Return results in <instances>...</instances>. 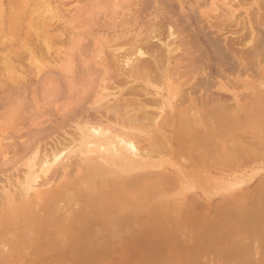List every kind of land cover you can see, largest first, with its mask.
<instances>
[{"label": "rangeland", "instance_id": "obj_1", "mask_svg": "<svg viewBox=\"0 0 264 264\" xmlns=\"http://www.w3.org/2000/svg\"><path fill=\"white\" fill-rule=\"evenodd\" d=\"M161 1L164 2L162 3ZM172 1L173 0H0V127H2L0 128V202L1 200L3 202V205H1L2 202L0 203V206H2L0 208H3L5 205L6 207H8L7 204H9L10 202H7V200L10 197L13 202L15 201L14 199H16L15 196H17V199L21 198L16 203L14 202V205L16 204L17 206H20L18 204H20L21 200L23 202L24 196L29 198L28 201L33 200L34 198L32 195L35 194L34 192L38 191V194L41 193L39 196L45 197L50 194V191L55 192L51 189H56V186L60 183H63L62 181H65V179L59 176H54V168L55 170L59 171L58 174H61L60 168H63L64 166L69 164L68 162H65L66 160H70L71 163V160L76 157L75 161L77 163V160H82L86 155H92V157L94 158L98 157V154L104 155L105 150H98L99 147L93 144L87 146L83 142H81L76 127L81 126L82 123V126H85L86 121L88 124V121L90 122L92 116H94V120L98 118L97 120L101 121L99 118L102 119V114H105L106 111L105 108L103 109L102 107H108V105L111 107L114 105L113 103H115V105H118L119 101V106L122 105L123 108L125 107V104L123 105V103L125 102L127 104L126 106L131 107L132 105L134 108H136L138 107L137 104L139 105L142 100L140 105L145 106V110H147L148 113L153 112L154 116L158 115V119L159 117H162V119L163 117H168V114L170 112H168V110H170L169 106L172 103L175 110L180 109V111H182L181 116L185 119L189 120L188 117H192V113L197 112L195 114L196 116L199 115L197 116V118H195L196 116L194 117V115V118L192 117L193 120L190 118L193 123L195 122L194 125L196 131L200 129L199 126L201 127L202 124L206 122L210 129L214 128L213 132L216 135L217 140L222 142L221 144H219L221 145L220 150L223 146H227V149L229 147L228 150H225L226 152L224 151L225 153H227V157H225L226 154H220L223 155L222 159H225L221 160L220 157L216 159L215 156L217 154L214 153L215 156L213 155L214 158H211L210 161L212 159L216 160L211 161L216 165L214 164L215 166H213V163H211L212 166L210 165L209 167L208 164L210 163V161L208 164H205V166L207 165L209 167V170L207 172L210 175V179L208 180H200V178H204L202 175L204 173L203 169L205 166L202 168V166L199 165L198 167H196V171L195 167H192L188 164V154L186 152L175 154V156H169L170 154L163 153L164 155L161 154L159 156L158 154H156L151 158L149 157L148 159L152 161V164H156V169L161 170L163 168L162 170L165 169L172 173L173 175L171 174V176L176 175L175 177H173V185L169 188L167 187L164 189L160 186L159 182L150 183V181L155 180L152 179V177L143 179V183H141L144 187L142 186V184L140 186V181H138L139 179L136 180L138 181V183L133 181V185L137 184L140 186L138 187L139 189L141 188L140 192L138 191V189H136L137 187L135 186V189L137 191L134 193L135 189L133 191V185L132 183H130L126 186L127 189L125 187V189L127 190V196H129V202H121V193H117V208L109 205L106 206L104 205V203L100 204L99 202V206L97 205L99 208L97 207V210L96 208H94L95 211L94 209L92 211V213L96 214L99 219L96 218V222H93L92 219V223L91 220H86L84 218L85 222L84 219L82 220L84 224H86L87 221H90L92 223H90L91 226L87 224L89 229H87V225L86 227H84L85 225L82 224L79 220L80 223L78 222L77 227L81 229L83 233L77 228L81 234L79 232H76L78 233L77 235L76 233L74 234L72 232L71 235L74 234L73 237L70 235V232L66 235V237L63 236L62 238L61 236L58 238V236L56 235L57 239H54L55 234L49 233L47 235H44L45 239H43L41 233L44 229L42 231H39V234L37 231L40 229L38 227L39 222L37 220V218L40 216L36 215L37 213L35 212V210L31 208V211L30 208H28L29 210L24 208L23 211H18L21 212V214L18 213V216H22L19 222L20 225L18 227H14L13 229L12 226L10 227L6 221L2 225L4 229L0 230V232L5 233H0V243L2 244V246H0V253H3V256H0V259H2L0 260V264H264V224L259 225L261 223H264V206L262 205L264 204V0H236L238 3L235 0ZM85 2L88 5L86 7L84 6L86 5ZM98 4L100 5V9ZM92 5L94 8L92 7ZM89 6L90 8H88ZM91 8L94 12L91 10ZM90 10L92 13L90 12ZM99 10H102V14H99L101 13ZM72 14L75 15V17H73ZM94 14L96 17H94ZM97 14L100 16L98 17ZM91 15L92 18H90ZM107 16L108 19L110 17L109 20L107 19ZM71 17L74 21L71 19ZM117 19H119V22ZM109 21L113 24L114 28L110 27L109 29V26H106L108 25V23L111 24ZM120 22L122 25H120ZM38 24L40 26H38ZM124 26L128 27L125 28ZM151 26L155 27V29L157 28L158 30H156V32H159L160 35L162 34L160 36L161 44L159 42L156 43V41H153V38L150 39ZM167 26H170V31H172L173 29L174 32L172 31V35H175L176 37L172 38V36L168 33L169 27ZM88 27L90 28L88 29ZM178 27L181 29H178ZM42 28L44 29V31L42 30ZM255 28H258L259 30H256ZM103 29H105L106 31H103ZM116 30L118 31V33ZM184 37L186 38V41ZM164 41L165 45L166 42H170L168 43L169 45L167 44L166 46L167 49L166 47H163L165 49V52L163 48V50H159L161 48L158 47L159 44V46L161 47L165 46L163 44ZM172 41L174 43H172ZM147 44L149 45V47H147ZM172 44L174 46H170ZM175 44L177 46H175ZM168 46H170V49L175 48L174 50L177 52L170 50ZM155 49L158 51H156ZM168 49L170 50L169 52ZM149 51L154 52L157 55L159 51L162 53L164 52L163 55H165V53L169 54L171 51H173L172 53L174 55H172V53L169 55L167 54V58L169 57L170 59L168 60L166 58V55L165 58L163 55H161L162 53H160L159 55H161L163 58L152 53V58L156 57V59L154 58V60H156L155 63H158L160 59L161 61L162 59L167 61H162V64L158 63L160 66H163L164 62L165 65L164 67H162V70L161 68H157L158 70H161V73L157 71L158 75L159 73L161 75L159 76V79L156 78V73H154L156 71H150V73L154 74H151L153 78L151 76L152 79L149 78L145 81V75L150 70L148 68L152 67L145 68L146 66L144 67L141 65L139 67L138 64L137 65L139 68L137 74H139V72H141L142 74V70L140 71L141 67L142 69L144 67V70L147 71L145 72L143 70L146 74L144 72V75L139 74V76L143 77H139L136 74L133 75L134 77L129 76L128 74L131 73L130 69H132L133 67H137V60L139 62L143 58L142 61H146L145 57H147L148 60V57H150V55L147 53H150ZM137 55L139 58L137 57ZM186 57L188 58L186 59ZM134 58H137V60L135 59L136 63H134ZM152 58L150 57L149 60H151ZM171 58L174 62L171 60ZM131 59L133 60V62ZM125 60L130 61L131 65L129 66H132L133 64L136 66L133 65L132 68H130L128 65H126L127 63H129V61L125 62ZM115 61H118V63H116ZM191 61L193 65L191 64ZM195 61L199 64H195ZM172 62L174 64H172ZM149 63H147V66L155 64L153 62L152 64ZM157 63L155 67H157ZM195 66L198 67L196 68ZM68 67L71 69H69ZM127 67L129 70L126 69ZM167 67L170 69H168ZM176 67L178 69L180 67V71L177 69V72L179 73L174 71L176 70ZM118 69L120 70L117 71ZM157 69L155 68V70ZM125 70H128L130 73L128 72L127 74V72H124ZM172 71L173 73L175 72V75H173ZM194 71L197 72L195 73ZM184 72L188 74L185 76ZM180 73H183V78ZM199 76L202 77L200 78ZM154 78L157 81H153ZM150 80L153 81V83ZM191 83L192 85L194 83V86H191ZM123 84H125L126 87H123L125 86ZM193 87H196V89H194ZM190 88H192L191 92ZM180 89L181 91H179ZM109 92L112 93H110L109 95ZM113 92H115V94ZM179 92H184L185 94L181 93L182 97H180L181 94ZM204 92L206 94L213 92L215 93L214 95H217L219 93L218 96L222 93L221 96L225 98L226 101L221 97V101L219 103L220 106L218 107L220 108L222 106L220 111L218 110V108L215 109L218 106L217 102H211L210 106H208L207 104H205L206 106L199 105L196 100H198L200 96L205 95ZM118 96L119 98H117ZM197 96L199 97L196 98ZM193 98L195 101L193 100ZM154 100H156L157 103H153ZM222 100L225 102V105H223V103L221 104V102H223ZM76 101H79V103H75L74 105V102ZM129 101H133L134 104H132L131 102V105H128V103H130ZM190 101L192 103L197 102V105L199 106L195 108L194 104H190ZM71 102H73V106L71 105ZM106 103L108 104L105 106ZM102 104H104V106ZM157 104L158 106L156 107L155 105ZM97 106H99L103 110H99V112L97 113L96 111H98L99 108H97ZM94 107L97 108L96 111ZM187 107L191 110H187ZM206 107H213V111L212 109L208 108V111H211L208 112ZM92 108H94V111H92ZM114 108H116V106ZM13 110L15 112H12ZM203 110H206V112H203V117L205 116L204 119L201 115L202 112H200ZM224 112H227L226 115L223 114ZM12 113L14 114V116H12ZM94 113L99 114V116L96 115L97 117H95ZM108 113L109 112L106 111L107 116L103 114L105 117L103 116L101 123L105 122L106 118H110V114L108 116ZM186 113L187 115H185ZM204 113H206V115H204ZM7 114L9 116H7ZM220 115L221 117H219ZM222 117L224 120L222 119ZM94 120L92 119L91 121ZM190 120L189 122H191ZM148 125L152 126L149 124V122ZM164 128H167L165 134H169L170 127H163V131ZM220 133L222 134V136ZM61 139L62 141L60 142ZM70 139H73V141ZM168 139L170 138L168 137ZM233 142L234 144H236H232ZM64 144L67 146V148ZM87 148L91 149V151L93 152L90 154L85 153V149ZM69 150L70 152H68ZM196 151V156L202 155L201 151L197 149ZM54 154L57 156V158ZM49 155L52 156L50 157ZM53 155L56 160L53 159ZM234 156L237 157V159ZM139 158L146 157L141 156ZM218 159H220L219 162ZM44 161H46L45 163L49 164L45 165ZM62 161L65 164H63ZM5 163H7L8 165H6ZM43 164L44 166H42ZM38 165L45 168L46 166H48V169L46 168V171L48 172H44L45 174H43V171L45 169L39 167ZM50 167L53 170V172H51L53 174H51V178L48 177L50 176ZM187 169L188 171L194 170L195 173L197 172L196 174L193 172V174H195L194 177L197 176L196 179L190 178L193 177V175H190L191 173H189ZM199 169L201 171L200 173L198 172ZM29 171L31 172V174L32 171H34V173L31 175ZM73 172L74 173H72V175L75 177L77 171ZM29 174L31 177L29 176ZM177 174H180L179 180H176V177L178 176ZM205 174L206 172L204 173V175ZM42 175H47V179L50 180H47L46 178V180H44L42 178ZM72 175L70 176V179L73 180L74 177ZM35 176L37 178H35ZM38 176H40L42 180L40 178L38 179ZM27 186L29 187V189L27 191V195H25L26 193L24 192L26 191L24 190L28 188ZM22 188L24 189L22 190ZM119 189L122 191L123 188L120 187ZM154 189H156L155 191L157 192H155ZM3 190H8V199V196L6 194L4 195ZM150 190H152V192ZM148 191L150 192V194ZM189 193L191 195L195 194L200 199H198V201L202 203V207L199 206V209H189L190 204L192 205L193 203H188L187 198H184L185 196L189 197ZM261 196H263V198H261ZM136 197H138V199ZM86 198L83 200L82 204H84ZM130 198H132L133 200ZM82 199L83 197L80 199L81 201H79L82 202ZM34 200L33 202H35ZM183 201L189 204V206L186 207L187 204H184ZM64 203L63 201H60L57 204V209H52L54 205L51 204L48 207L49 210L47 211V213H45L46 219L50 220L43 221L46 223V226L49 227L48 230H50V232H55L57 228L61 226V224L58 222L60 220L57 219V216L58 218H61L62 215H67L68 218V216L70 215V218L73 213L75 214L77 211L75 207H78L75 203H71L70 205L69 203ZM172 205L174 209L177 208L179 211L181 210V212H188L192 217L193 215L196 216L193 219L197 221V219L199 218L198 221L193 222V219L191 217L188 218L189 221L191 220L194 223V226H191V224H193L192 222H187L189 224L186 223V226H184L186 227L184 228L185 232L182 229L183 233L180 229L176 233L174 232V230L172 231L168 228L166 231L164 230V228H154V230L153 228H148V226L156 225V223L158 225H164V223H166L164 225L165 227L169 224L174 223L175 221L173 222L172 219H170L169 221L166 219L164 220V218L167 216H163V218L162 215L160 216L159 214H157L160 213V211L162 212L164 207ZM239 205H241L242 207ZM251 205L254 208H252ZM259 205L260 207H262L260 208ZM104 206L106 207V209L108 208V210H106ZM6 207L3 208L4 212L8 210V208ZM62 207H64V209H62ZM182 207H184V209ZM244 207H246V209ZM159 208L160 211H158ZM227 208L229 209L228 211ZM231 208L233 210L232 213L230 212ZM256 208L262 209V214L261 211ZM74 209L76 211H74ZM187 209L189 211H195V214L193 212H189ZM116 210L121 213H118V211ZM63 212H66V214ZM252 212L253 214H251ZM57 213L60 214V217ZM67 213H69V215ZM223 213H227L228 215L225 214V217L228 216V218H224ZM8 214L12 215V213ZM108 214H110V216ZM156 214L159 215L158 217H160V219L161 217L163 218L162 221L157 222L159 218ZM155 215L157 219L155 218ZM126 216H128V219ZM54 217H56V219ZM257 217L260 218L257 219ZM67 218L65 217L66 222H71L69 218L67 221ZM79 218L81 219L82 217ZM104 218V221L100 220ZM120 218L121 221L124 219L122 223L119 221ZM126 219L128 222L125 221ZM233 220L235 221L232 222ZM249 220L251 221L249 222ZM255 220H261V222H256ZM43 221L40 220V223H43ZM53 221H55L56 223L58 222L59 225H57ZM116 221L117 223L115 224L114 222ZM26 222L29 223V226L27 225L28 227H25L26 225H24L26 224ZM63 222H65V220H62V223ZM66 222L64 223V225L67 224ZM98 222L102 227L98 225ZM52 223L56 224V229L52 228L54 226V224ZM75 223L77 222L75 221ZM95 223H97V226L95 225ZM118 223L120 226L118 225L116 226V228L115 225H117ZM251 223L253 224L251 225ZM21 224L23 225V227ZM49 224L52 226L50 227ZM70 224H68L70 225V227H74L73 222H71ZM122 224L125 226H122ZM181 224L183 223L181 222ZM241 224H243L242 226L246 225V228H244L245 226L242 227ZM76 225L77 224H75V226ZM94 226L97 227L95 228L96 232L93 228ZM238 226L243 229H240ZM37 227L39 229H37ZM64 227L66 228V226ZM90 227H92L93 229H90ZM259 227L262 228V232H260ZM15 228L17 229V231L15 230ZM22 228H25V231L22 230ZM104 228L108 230H104ZM206 228L207 230H205ZM70 229H73L75 231V227ZM218 229H221L222 231ZM68 230L69 228L67 229V233L69 232ZM84 230L86 231L84 232ZM92 230H94V232ZM204 230L205 232H203ZM223 230L226 231L224 232ZM220 231L222 232V234L220 233ZM255 231L256 233H254ZM12 232L14 233V239L17 240L18 243L13 246V248H9L8 244L12 243V240L10 241V239L13 238L11 236L13 235ZM92 232L95 234H92ZM233 232L234 234L241 233L240 235L237 234L239 238L237 235L234 236V238L236 237L240 240L239 243L241 242V245H238L240 246L238 247L240 250L237 248V244H239L237 243L238 240H236V238L231 239L233 236L229 237V233H232L233 235ZM180 233L182 234V236H180ZM219 233L221 236L218 235ZM244 233H246V235ZM5 235H7V237ZM82 235L86 238H83ZM184 235H186V237H184ZM191 236L193 237L191 238ZM177 237H179L180 239ZM187 237L189 238V240ZM197 237H199V239ZM224 237L226 240H224ZM242 237H244L245 239ZM19 238L23 240H20ZM206 238L210 239L207 241L209 242V247L206 246ZM55 240H57L56 244ZM181 240L182 244L181 242H179ZM211 240H213V242H210ZM20 241L22 243V246L24 247L21 246V243H19ZM51 241L53 242V244H50ZM200 241H204V243ZM245 241L247 243H245ZM259 241L262 243V245H260ZM3 242L5 246H8V248L5 246V248L3 247ZM43 242H47L49 244L46 245L47 243ZM234 242H236V245ZM251 242H253V244ZM196 243L199 244L197 245ZM212 244L216 245H213V250L215 249L214 251L211 248ZM50 245H52L51 248ZM98 246L100 249L98 248ZM189 246L192 248H190ZM206 247L207 252L205 253L204 251L206 250ZM53 248L55 249L53 250ZM201 248L203 251H201ZM208 248H211V252H208ZM47 251H49L50 253ZM91 251L93 253V256ZM228 251L230 252V254ZM78 252H80V255L83 256H78ZM4 253H6L5 255L7 259L6 257L4 258ZM8 254L9 256H7ZM227 254L228 256H225ZM90 256H92V258ZM230 257H232L233 259Z\"/></svg>", "mask_w": 264, "mask_h": 264}, {"label": "bare ground", "instance_id": "obj_2", "mask_svg": "<svg viewBox=\"0 0 264 264\" xmlns=\"http://www.w3.org/2000/svg\"><path fill=\"white\" fill-rule=\"evenodd\" d=\"M23 1V0H22ZM87 1V0H86ZM147 1V0H146ZM174 1V0H173ZM172 1V2H173ZM184 1V0H183ZM236 1V0H235ZM101 2H103V1H101ZM162 2V1H161ZM164 2V1H163ZM162 2V3H163ZM237 2V1H236ZM240 2V1H239ZM86 3V2H85ZM238 3V2H237ZM242 3V2H241ZM89 4V3H88ZM184 4V3H183ZM173 5V4H172ZM239 5V4H238ZM85 7L86 6H88L87 5V3H86V5H84ZM95 6V5H94ZM98 6H99V9H100V5L98 4ZM168 6V5H167ZM22 7H25V6H22ZM92 7H93V5H92ZM152 7V6H151ZM169 7V6H168ZM88 8H90V6L88 7ZM94 8V7H93ZM101 8H103V7H101ZM83 9V8H82ZM104 9V8H103ZM85 10H86V8H85ZM88 10V9H87ZM91 10H92V8H91ZM91 10H90V12H91ZM104 10H106V9H104ZM152 10V9H151ZM28 11V10H27ZM82 11V10H81ZM84 11V10H83ZM89 11V10H88ZM93 11V10H92ZM100 11V10H99ZM102 11V10H101ZM100 11V12H101ZM150 11V10H149ZM160 11H161V9H160ZM258 11V10H257ZM94 12V11H93ZM105 12V11H104ZM154 12V11H153ZM157 12V11H156ZM166 12V11H165ZM259 12V11H258ZM28 13V12H27ZM85 13V12H84ZM87 13V12H86ZM92 13V12H91ZM97 13V12H96ZM148 13V12H147ZM261 13H262V11H261ZM24 14V13H23ZM75 14V13H74ZM77 14V13H76ZM99 14H102V12L101 13H99ZM104 14V13H103ZM114 14V13H113ZM134 14H135V12H134ZM133 14V15H134ZM158 14V13H157ZM260 14V13H259ZM81 15V14H80ZM85 15V14H84ZM263 15V14H262ZM72 16L73 17H75V15H73L72 14ZM97 16L99 17L100 15H98L97 14ZM20 17V16H19ZM24 17V16H23ZM27 17V16H26ZM39 17V16H38ZM78 17V16H77ZM80 17V16H79ZM88 17V16H87ZM90 17V16H89ZM94 17H96L95 16V14H94ZM131 17V16H130ZM161 17V16H160ZM259 17V16H258ZM264 17V16H263ZM262 17V18H263ZM25 18V17H24ZM23 18V19H24ZM90 18H92V15H91V17ZM136 18V17H135ZM255 18H256V15H255ZM21 19V18H20ZM52 19V18H51ZM71 19H72V17H71ZM107 19H108V16H107ZM109 19H110V17H109ZM108 19V20H109ZM116 19V18H115ZM114 19V20H115ZM133 19V18H132ZM131 19V20H132ZM161 19V18H160ZM258 19V18H257ZM19 20V19H18ZM36 20V19H35ZM73 20V19H72ZM92 20V19H91ZM118 20V22H119V19H117ZM134 20V19H133ZM139 20V19H138ZM152 20V19H151ZM166 20V19H165ZM169 20V19H168ZM194 20V19H193ZM253 20V19H252ZM259 20V19H258ZM261 20V19H260ZM25 21V20H24ZM27 21V20H26ZM74 21V20H73ZM88 21V20H87ZM121 21V20H120ZM122 21H123V19H122ZM125 21V20H124ZM127 21V20H126ZM170 21V20H169ZM255 21H257V20H255ZM264 21V20H263ZM36 22V21H35ZM38 22V21H37ZM49 22V21H48ZM48 22H47V24H48ZM89 22V21H88ZM105 22V21H104ZM110 22V21H109ZM130 22H132V21H130ZM165 22V21H164ZM30 23V22H29ZM111 23V22H110ZM152 23V22H151ZM150 23V24H151ZM154 23V22H153ZM161 23V22H160ZM198 23V22H197ZM253 23V22H252ZM256 23V22H255ZM260 23V22H259ZM42 24V23H41ZM46 24V25H47ZM103 24V23H102ZM118 24V23H117ZM130 24H132V23H130ZM146 24H148V23H146ZM163 24V23H162ZM174 24V23H173ZM24 25H26V24H24ZM36 25H37V23H36ZM104 25V24H103ZM105 25H106V23H105ZM120 25H122L121 24V22H120ZM125 25H126V23H125ZM152 25V24H151ZM253 25V24H252ZM257 25V24H256ZM255 25V26H256ZM38 26H40L39 24H38ZM42 26V25H41ZM48 26V25H47ZM106 26H109V29H110V27L111 28H114V26H113V24L111 23V24H109L108 23V25H106ZM194 26V25H193ZM49 27V26H48ZM125 27V26H124ZM128 27V26H127ZM127 27H125V28H127ZM152 27V26H151ZM150 27V39H154L153 41H156V43L157 42H159L160 44H161V38H160V36L162 35H160V33L159 32H156V30H158L157 28L155 29V27H152L151 28ZM167 27H169V34L172 36V38L173 37H176L175 35L173 36L172 35V31H173V29H172V31H170V26H167ZM174 27V26H173ZM244 27V26H243ZM50 28V27H49ZM90 27H88V29H89ZM102 28H104V27H102ZM178 29H181V28H179L178 27ZM177 29V30H178ZM256 30H259L258 28H255ZM42 30L44 31V29L42 28ZM49 30V29H48ZM105 29H103V31H104ZM146 30V29H145ZM176 30V29H175ZM244 30V29H243ZM41 31V30H40ZM84 31V30H83ZM86 31H88V30H86ZM100 31V30H99ZM106 31V30H105ZM117 31V30H116ZM132 31V30H131ZM165 31V30H164ZM42 32V31H41ZM97 32V31H96ZM147 32H149V31H147ZM174 32V31H173ZM112 33V32H111ZM110 33V34H111ZM117 33H118V31H117ZM263 33V32H262ZM113 34H114V32H113ZM165 34V33H164ZM167 34V33H166ZM183 34H185V33H183ZM169 35V36H170ZM126 36V35H125ZM134 36H136V35H134ZM170 36V37H171ZM112 37V36H111ZM121 37V36H120ZM124 37V36H123ZM114 38V37H113ZM122 38V37H121ZM127 38V37H126ZM139 38H141V37H139ZM169 38V37H168ZM185 38V37H184ZM118 39V38H117ZM124 39V38H123ZM145 39V38H144ZM148 39H149V37H148ZM147 39V40H148ZM164 39V38H163ZM119 40V39H118ZM122 40V39H121ZM112 41V40H111ZM111 41H110V43H111ZM113 41H114V39H113ZM112 41V42H113ZM139 41V40H138ZM185 41H186V38H185ZM184 41V42H185ZM188 41V40H187ZM127 42V41H126ZM130 42V41H129ZM135 42H136V40H135ZM140 42V41H139ZM178 42V41H177ZM189 42H191V41H189ZM207 42V41H206ZM256 42H258V41H256ZM77 43V42H76ZM75 43V44H76ZM80 43V42H79ZM125 43V42H124ZM133 43V42H132ZM155 43V42H154ZM168 43H170L169 41H168ZM167 42H166V45H165V41L163 42V44L165 45V46H159L158 45V47H160L161 49H159V50H163L164 48L163 47H166L167 46V44H168ZM172 43H174L173 41H172ZM222 43V42H221ZM263 43V42H262ZM118 44V43H117ZM127 44V43H126ZM134 44V43H133ZM132 44V45H133ZM151 44V43H150ZM153 44V43H152ZM178 44V43H177ZM186 44V43H185ZM256 44V43H255ZM125 45V44H124ZM129 45V44H128ZM131 45V46H132ZM143 45V44H142ZM148 45V44H147ZM169 45V44H168ZM222 45V44H221ZM77 46H79V45H77ZM115 46V45H114ZM118 46H121V45H118ZM130 46V45H129ZM138 46V45H137ZM153 46V45H152ZM170 46H174L173 44L172 45H170ZM170 46H168V48L170 49ZM175 46H177L176 44H175ZM187 46V45H186ZM254 46V45H253ZM145 47V46H144ZM147 47H149V45L147 46ZM146 47V48H147ZM157 47V48H158ZM224 47V46H223ZM252 47V46H251ZM140 48V47H139ZM153 48V47H152ZM163 48V49H162ZM173 48V47H172ZM206 48V47H205ZM131 49V48H130ZM134 49H136V48H134ZM154 49V48H153ZM166 49H167V47H166ZM168 49V52L170 51V50H173L174 52H177V51H175L174 49L175 48H173V49H170L169 50ZM178 49H179V46H178ZM190 49V48H189ZM188 49V50H189ZM249 49V48H248ZM259 49V48H258ZM133 50V49H132ZM140 50V49H139ZM151 50V49H150ZM156 50V49H155ZM184 50V49H183ZM206 50H207V48H206ZM252 50V49H251ZM129 51H131V50H129ZM138 51V50H137ZM156 51H158V50H156ZM173 51H171L169 54H171ZM181 51V50H180ZM194 51V50H193ZM200 51V50H199ZM208 51V50H207ZM150 52V51H149ZM164 52H165V49H164ZM164 52L162 53V52H160L159 51V53H158V55L160 54V53H162L161 55H163L164 54ZM190 52V51H189ZM202 52V51H201ZM249 52V51H248ZM254 52V51H253ZM132 53V52H131ZM143 53V52H142ZM146 53V52H145ZM152 53L153 54H156V53H154V52H150V53H147V54H149L150 55V57L152 58ZM127 54V53H126ZM135 54V53H134ZM147 54H145V55H147ZM168 54V53H167ZM167 54L165 53V55H166V58H167ZM168 54V55H169ZM192 54V53H191ZM190 54V55H191ZM196 54V53H195ZM141 55V54H140ZM148 55V56H149ZM157 54H156V56H158ZM161 55H159L160 57H162ZM165 55H163L164 56V58H165ZM172 55H174L173 53H172ZM202 55V54H201ZM211 55V54H210ZM130 56V55H129ZM155 56V55H154ZM153 56V57H154ZM187 56V55H186ZM118 57V56H117ZM124 57V56H123ZM137 57H138V55H137ZM150 57H148V60H147V57H145L146 59V61H149L151 64H152V62L153 63H155V61L156 60H154V58L156 59V57H154V58H152L151 60H149V58ZM159 57V58H160ZM171 57V56H170ZM173 57V56H172ZM181 57V56H180ZM189 57V56H188ZM188 57H186V59L188 58ZM195 57V56H194ZM203 57H204V55H203ZM255 57V56H254ZM119 58V57H118ZM131 58V57H130ZM130 58H128V59H130ZM139 58V57H138ZM142 58V57H141ZM163 58V57H162ZM122 59V58H121ZM125 59V58H124ZM126 59H127V57H126ZM135 59L137 60V58H134V61H135ZM168 60H170L169 59V57L167 58ZM175 59V58H174ZM193 59V58H192ZM196 59V58H195ZM227 59V58H226ZM116 60V59H115ZM118 60V59H117ZM132 60V59H131ZM141 60V59H140ZM142 60H143V58H142ZM141 60V61H142ZM171 60H172V58H171ZM189 60V59H188ZM236 60V59H235ZM123 61V60H122ZM127 60H125V62H126ZM129 61V60H128ZM127 61V62H128ZM139 61L138 62V60H137V63H136V61L134 62V63H136V65L138 64L139 65V67H140V65L141 66H146L145 68H148V67H152V68H148V69H150L149 70V72H147V71H145L144 70V67H143V69H142V67H141V69H140V71L142 70V74H141V72H139V74L140 75H144L143 74V72L145 71V72H147V74L145 75L146 76V78H145V81H146V79H152L153 78V76L152 75H154V74H152V73H150V71L152 72V71H156V72H154V73H156V78L157 79H159V76H161L160 75V71L162 70V67H164L165 65H164V62H167V61H165V60H163L162 59V61H164L163 62V66H160L159 64H162V61H161V59H160V61H158V65L160 66H158L157 65V67H155V65H156V63L155 64H152V65H149V66H147V63H149V62H146V61ZM173 61V60H172ZM182 61V60H181ZM184 61V60H183ZM262 61V60H261ZM69 62V61H68ZM116 62V61H115ZM132 62H133V60H132ZM145 62V63H144ZM174 62V61H173ZM172 62V64H174ZM196 62V61H195ZM116 63H118V61L116 62ZM141 63V64H140ZM142 63H144V64H142ZM149 63V64H150ZM170 63V62H169ZM179 63H181V62H179ZM183 63V62H182ZM194 63V62H193ZM198 62H196L195 64H197ZM204 63V62H203ZM125 64V63H124ZM133 64V63H132ZM146 64V65H145ZM166 64V63H165ZM171 64V63H170ZM191 64H192V61H191ZM199 64V63H198ZM197 64V65H198ZM247 64V63H246ZM126 65H131L130 64V61H129V63H127ZM134 65V64H133ZM132 65V66H133ZM136 65H134V66H136ZM138 65H137V67H133L132 68V66H129L130 68H132V69H130L131 71V73L128 71L129 69H128V67L126 68V69H128V70H125L124 72H127V74H128V72L130 73V74H128L129 76H133L134 74H136L137 76H139V74H137L138 73ZM167 65V64H166ZM193 65V64H192ZM72 66V65H71ZM70 66V67H71ZM122 66V65H121ZM168 66V65H167ZM251 66H252V64H251ZM254 66V65H253ZM126 67V66H125ZM157 69V68H161V70H155V68ZM170 67V66H169ZM178 67V66H177ZM175 68L176 70H174L175 72H177L179 69H180V67H179V69L178 68ZM186 67V66H185ZM184 67V68H185ZM196 67V66H195ZM198 67V66H197ZM196 67V68H197ZM220 67V66H219ZM247 67V66H246ZM69 68V67H68ZM168 68V67H167ZM206 68V67H205ZM236 68V67H235ZM69 69H71V68H69ZM73 69V68H72ZM148 69H146V70H148ZM153 69V70H152ZM168 69H170V68H168ZM178 69V70H177ZM181 69H183V68H181ZM186 69V68H185ZM199 69H201V68H199ZM198 69V70H199ZM204 69V68H203ZM120 69H118L117 71H119ZM123 70V69H122ZM144 70V71H143ZM192 70V69H191ZM197 70V71H198ZM160 72L159 73V75H158V72ZM180 71V70H179ZM193 71V70H192ZM197 71H194L195 73L197 72ZM134 72V73H133ZM174 72V73H175ZM182 72V71H181ZM123 73V72H122ZM150 73V74H149ZM172 73H173V71H172ZM173 73V75H175ZM177 73H179V72H177ZM185 74V76L188 74H186V72H184ZM213 73V72H212ZM119 74H121V73H119ZM125 74V73H124ZM152 74V75H151ZM166 74H167V72H166ZM165 74V75H166ZM181 74V76H182V78H183V73H180ZM179 74V75H180ZM204 74V73H203ZM111 75V74H110ZM115 75H117V74H115ZM126 75V74H125ZM169 75V74H168ZM172 75V74H171ZM151 76H152V78H151ZM167 76V75H166ZM170 76V75H169ZM198 76V75H197ZM206 76V75H205ZM134 77V76H133ZM139 77H143V76H139ZM138 77V78H139ZM155 77V76H154ZM196 77V76H195ZM200 77V76H199ZM202 77V76H201ZM200 77V78H201ZM118 78V77H117ZM122 78V77H121ZM124 78H125V76H124ZM190 78V77H189ZM192 78V77H191ZM197 78V77H196ZM127 79V78H126ZM179 79V78H178ZM125 80V79H124ZM144 80V79H143ZM156 79L154 78V80L153 81H155ZM166 80V79H165ZM186 80H188V79H186ZM151 81V80H150ZM153 81H151L152 83H153ZM157 81V80H156ZM161 81V80H160ZM159 81V82H160ZM192 81V80H191ZM190 81V82H191ZM203 81H204V79H203ZM206 81V80H205ZM118 82V81H117ZM119 82H120V80H119ZM185 82V81H184ZM187 82V81H186ZM194 82V81H193ZM213 82V81H212ZM122 83H124V82H122ZM151 83V84H152ZM161 83V82H160ZM207 83V82H206ZM235 83V82H234ZM196 84V83H195ZM236 84H237V82H236ZM92 85V84H91ZM116 85V84H115ZM118 85H120V84H118ZM123 85H125V84H123ZM122 85V86H123ZM122 86H120V87H122ZM182 86H183V83H182ZM191 86H194V83H193V85H192V83H191ZM196 86V85H195ZM199 86V85H198ZM203 86V85H202ZM231 86V85H230ZM114 87V86H113ZM123 87H126V85L125 86H123ZM133 87H134V85H133ZM197 87V86H196ZM196 87L194 88V89H196ZM212 87V86H211ZM115 88V87H114ZM129 88V87H128ZM137 88V87H136ZM170 88V87H169ZM182 88V87H181ZM117 89V88H116ZM119 89H121V88H119ZM135 89V88H134ZM134 89H133V91H134ZM185 89V88H184ZM187 89V88H186ZM191 89L192 88H190V92H191ZM89 90V89H88ZM87 90V91H88ZM112 90H114V89H112ZM126 90V89H125ZM131 90V89H130ZM138 90V89H137ZM119 91V90H118ZM121 91H123V90H121ZM129 91V90H128ZM127 91V92H128ZM139 91H140V89H139ZM179 91H181V89L179 90ZM186 91V90H185ZM147 92V91H146ZM192 92H193V90H192ZM110 93H112V92H109V95H110ZM114 94H115V92H113ZM117 93V92H116ZM133 93V92H132ZM142 93V92H141ZM180 93V92H179ZM182 93V92H181ZM180 93V94H181ZM184 93V92H183ZM182 93V94H183ZM197 93H198V91H197ZM205 93V92H204ZM86 94V93H85ZM107 94V93H106ZM105 94V95H106ZM136 94H137V92H136ZM139 94V93H138ZM167 94V93H166ZM182 94H181V96L180 95H178V96H180V97H182ZM185 94V93H184ZM196 94V93H195ZM215 93H213V92H211V93H205V95H202V96H200V98H198L199 96H197L196 98H198V100H196L198 103H199V105L201 106H203V105H205V104H207L208 106H210V103L211 102H214V103H216L217 102V107L216 106H214V107H216L215 109H217L219 106H220V101H221V94L218 96V94L217 95H214ZM224 94V93H223ZM128 95V94H127ZM147 95H150V94H147ZM155 95V94H154ZM177 95V94H176ZM175 95V96H176ZM86 96V95H85ZM103 96V95H102ZM120 96V95H119ZM119 96L117 97V98H119ZM137 96V95H136ZM139 96V95H138ZM226 96V95H225ZM82 97H84V96H82ZM121 97V96H120ZM131 97V96H130ZM135 97V96H134ZM154 97V96H153ZM71 98V97H70ZM81 98V97H80ZM116 98V99H117ZM151 98V97H150ZM188 98V97H187ZM186 98V99H187ZM228 98V97H227ZM79 99V98H78ZM129 99V98H128ZM134 99V98H133ZM149 99V98H148ZM153 99V98H152ZM222 99H224L225 100V98H223L222 97ZM119 100V99H118ZM118 100H116V101H118ZM191 100V99H190ZM193 100H194V98H193ZM125 101V100H124ZM126 101H127V99H126ZM143 101H145V100H143ZM148 101V100H147ZM160 101V100H159ZM178 101H179V99H178ZM195 101V100H194ZM223 101V100H222ZM226 101V100H225ZM122 102V101H121ZM130 102V101H129ZM132 102V104H134L133 103V101H131ZM131 102L130 103H128V105L130 104L131 105ZM135 102V101H134ZM138 102V101H137ZM136 102V103H137ZM141 102H142V100H141ZM141 102H140V104H141ZM152 102V101H151ZM157 103V101L156 100H154V102L153 103ZM187 102V101H186ZM197 102H194V103H192L191 101H190V104L192 103V105L194 104V106H195V108L197 107V106H199V105H197ZM72 104V106H73V102H71ZM75 103L77 104V103H79V101L77 102H74V105H75ZM116 103H118V102H116ZM123 103V102H122ZM136 103H135V106H136ZM139 103V102H138ZM145 103H148V102H145ZM159 103V102H158ZM175 103V102H174ZM176 103H177V101H176ZM178 103H181V102H178ZM183 103H184V101H183ZM223 103V105H225V102L223 101V102H221V104ZM228 103V102H227ZM108 103H106L105 104V106L107 105ZM114 105V107L116 106V108H114L113 106H109L108 105V107H107V109H106V107H102L103 109L105 108V110L106 111H108L109 113H108V116H109V114H110V118H106L105 119V122H102L101 123V121H102V119H103V116L105 115V116H107L106 115V111H105V114L103 115L102 114V119L101 118H99L101 121H98L97 119L98 118H96V120H94L95 118H94V116H90L91 117V120L93 119L94 121H91L90 120V122L88 121V124H87V121H86V125L85 126H82V124H81V126H77L76 127V129L78 130V132L77 133H79V138L81 139V142H83L85 145H87V146H89V145H91V144H93V145H95V146H97V147H99L98 148V150H105V153H104V155L103 154H98L97 156L98 157H96V158H94V157H92V155L91 156H85L82 160H77V163H76V161H75V158L73 159V160H71V163H70V160L68 161V160H66L65 162H68L69 164L68 165H66V166H64L63 168H60L61 169V174H58L59 173V171H57V170H55V168H54V173L56 174H54V176H59V177H62L63 179H65V181L63 180L62 182L63 183H60V184H58L57 186H56V189H51L52 191H55V192H49L50 194H48L46 197L45 196H39L41 193H39L38 194V191L37 192H34L35 194L34 195H32V194H30V195H32L33 196V198L35 199H33L35 202H33V200H29L28 201V199L29 198H27V197H25L24 196V199H23V202H22V200H21V202H20V204H18V205H20V206H17L16 204L14 205V202L16 203L17 201H19L20 199H17V196H15V198L17 199H14L15 201L13 202L12 201V199H11V197L9 198V195H7V194H9V192H8V190H3V193H4V195L6 194L7 196V199L9 198L10 199V201H9V199L7 200V202H10L9 204H7V206L8 207H6V205L4 206V207H6V208H8V210L7 211H5L4 212V210H3V208H0V230L2 229H4L3 227H2V225H3V223L4 222H6L7 221V223H8V225L11 227L12 226V228L14 229V227H18L20 224H19V222H20V219H21V217L22 216H18V213L19 214H21V212H18V211H23L24 210V208H26L27 210H29L28 208H32V209H34L35 210V212L37 213H35L37 216L39 215L40 217H38L41 221H43V220H47L46 219V214L45 213H47V211L49 210V206L51 205V204H53L54 205V207L52 208V209H57L58 208V206H57V204L60 202V201H63V203L64 202H66V204H68L69 203V205L71 204V203H75L76 204V206L78 207V208H76L75 207V209H77V211L74 209V211H76V213L74 214L73 213V215L69 218V213H67L69 216H68V218H69V220L71 221V222H73L74 224V227H75V231L73 230V229H70V228H74V227H70V223L71 222H69V223H67L66 222V219H65V217L67 218V215H62L61 216V218H58V216L57 215H55V216H57V219H59L60 221H58L60 224H61V226L60 227H58L57 228V230L55 231V232H50V230H48L49 229V227L48 226H46V223L43 221V223L41 222L40 223V220L37 218V220H38V222L41 224H39L38 223V227L40 228H38L37 227V229H39V230H37L38 231V234H39V231H42L43 229V232L41 233L42 234V237H43V239H45V236L44 235H47V234H49V233H52V234H55L54 236H55V238L54 239H57V236H58V238L59 237H61L62 236V238H63V236H65L66 237V235L67 234H69L70 232V235L72 234V232L75 234L76 232H79L78 231V222L80 223V221H81V223L82 224H84L83 222H82V220L85 218L86 220H91V222H92V219H93V222L95 221V220H97L96 218H98L99 219V217L96 215V214H93L92 213V211H93V209L94 208H96V210H97V207L99 206L98 204H99V202H100V204L101 203H104V205H109V206H114V208H117L116 207V205H117V203H118V201H117V193H121L122 194V200H121V202L123 203H125V202H129V196H127V185H129L130 183H132V185H133V181H135V182H137L138 183V181H140V186H141V184L143 183L142 181H143V179H148V178H151L152 177V179H155V180H152V181H150V183L151 182H159V184H160V186L162 187V188H169V187H171L172 185H173V183H174V180H173V177H175L176 175H174V176H171V174L172 173H170L169 171H167V170H159V169H156V164H152V161H150L148 158L150 157H153L154 155H156V154H158L159 156L162 154V155H164L165 153H167V154H170L169 156H171V155H174L175 156V154H181V153H184V152H186L187 154H188V160H187V162H188V164L189 165H191L192 167H198L199 165L200 166H202V168L205 166V164L207 163H209V161H210V159L211 158H214V153L215 154H217L216 156H218V157H216L215 156V158L217 159V158H219L220 157V159L221 160H223V159H225V158H223L222 159V156L223 155H220V154H226V156L225 157H227V153H225L226 151L225 150H228L229 149V147H228V149H227V146H223L222 147V149L220 150V146L221 145H219V144H221L222 142H220L219 140H217V137H216V135L214 134V132H213V129H210V127L208 126V124L206 123V122H204L203 124H202V128L199 126V130H197L196 131V128H195V122L193 123L191 120H190V118L192 119V117H193V115H194V117L196 116L195 114L197 113V112H195V113H192V117H188L189 118V120L191 121V122H189V120L188 119H185V118H183L182 116H181V114H182V111H180V109L179 110H175V108H174V106H173V103L169 106V108H170V110H168V112H169V114H168V117L166 118V117H163V119H162V117L160 118L159 117V119L157 118V116H154V113L153 112H151V113H148V111L147 110H145V106H141L140 104L138 105L137 104V106L138 107H136V108H134L132 105H131V107H129V106H126L127 104H126V102L125 103H123V105L125 106L124 108H123V106L122 105H120L119 106V104H120V101H119V103H118V105L116 104L115 105V103H113ZM160 104H162V103H160ZM80 105V104H79ZM103 106H104V104H102ZM111 105V104H110ZM177 105V104H176ZM216 105V104H215ZM234 105H235V103H234ZM67 106V105H66ZM70 106V105H69ZM99 106H101V105H99ZM99 106H97V108L99 107ZM117 106H119V107H117ZM156 107L158 106V104L157 105H155ZM178 106V105H177ZM206 106V105H205ZM205 106H204V108H205ZM160 107V106H159ZM179 107V106H178ZM191 107V106H190ZM224 107V106H223ZM14 108H16V107H14ZM20 108V107H19ZM75 108H77V107H75ZM95 108V107H94ZM94 108H92V111H94L93 109ZM97 108H95V111H96V109ZM146 108H147V105H146ZM192 108V107H191ZM207 108V111H208V108L209 107H206ZM213 108V107H212ZM211 107L209 108V109H212ZM222 108V106L220 107V108H218V110L220 111V109ZM13 109V108H12ZM68 109V108H67ZM103 109H101L100 107L98 108V111H96L97 113L99 112V110L101 111V110H103ZM178 109V108H177ZM187 110H191V109H189L188 107L186 108ZM227 109V108H226ZM15 110V109H14ZM12 111V112H15V111ZM69 110V109H68ZM70 110H71V108H70ZM217 110V111H218ZM223 110H225V109H223ZM18 111H19V109H18ZM212 111H213V109H212ZM9 112V111H8ZM73 112V111H72ZM104 112V111H103ZM165 112V111H164ZM163 112V113H164ZM200 112H202V117H203V112H206V110H203V111H200ZM208 112H211V111H208ZM158 113V112H157ZM187 113H189V112H187ZM187 113L185 114V115H187ZM218 113H220V112H218ZM227 113V112H226ZM226 113L224 112L223 114H225L226 115ZM9 114V113H8ZM7 114V116H9ZM13 114V113H12ZM69 114V113H68ZM95 114V113H94ZM152 114H153V116H152ZM161 114V113H160ZM238 114V113H237ZM65 115V114H64ZM85 115V114H84ZM83 115V116H84ZM96 115H98L99 116V114H95V117H97ZM156 115V114H155ZM204 115H206V113H204ZM12 116H14V114L12 115ZM11 116V117H12ZM104 116V117H105ZM166 116V115H165ZM197 116H199V115H197ZM197 116L195 117V118H197ZM88 117V116H87ZM193 117V118H194ZM219 117H221V115L219 116ZM205 118V116L203 117V119ZM238 118V117H237ZM9 119V118H8ZM87 119V118H86ZM85 119V120H86ZM90 119V118H89ZM199 119H200V117H199ZM202 119V118H201ZM221 119V118H220ZM222 119H223V117H222ZM11 120V119H10ZM76 120V119H75ZM84 120V119H83ZM193 120V119H192ZM195 120V119H194ZM224 120V119H223ZM104 121V120H103ZM82 122V121H81ZM84 122V121H83ZM147 122V123H146ZM148 122H149V124L150 125H152V126H149L148 125ZM193 123V124H192ZM10 124V123H9ZM148 126H147V125ZM194 125V126H193ZM198 125H200V124H198ZM5 126V125H4ZM144 126V127H143ZM150 127V128H149ZM163 127H170V132H169V134H165L166 133V130H167V128L165 129L164 128V131L162 130L163 129ZM0 128H2V127H0ZM195 128V129H194ZM4 129V128H3ZM192 129V130H191ZM226 130V129H225ZM225 130H223V131H225ZM211 133H213V134H211ZM221 134V133H220ZM221 136H222V134H221ZM168 137L170 138V139H168ZM72 138V137H71ZM75 138V137H74ZM73 138V139H74ZM4 139V138H3ZM73 139H70V140H72L73 141ZM79 139V140H80ZM68 140H69V138H68ZM75 140V139H74ZM62 141V139L60 140V142ZM50 142V141H49ZM64 143V142H63ZM56 144V143H55ZM62 144V143H61ZM70 144V143H69ZM228 144V143H227ZM231 144V143H230ZM232 144H234V142L232 143ZM236 144V143H235ZM234 144V145H235ZM27 145V144H26ZM65 145V144H64ZM229 145V144H228ZM238 145V144H237ZM52 146V145H51ZM66 146V145H65ZM232 146V145H231ZM239 146V145H238ZM53 147V146H52ZM56 147V146H55ZM37 148V147H36ZM41 148V147H40ZM57 148H58V146H57ZM60 148V147H59ZM66 148H67V146H66ZM236 148V147H235ZM241 148V147H240ZM245 148V147H244ZM15 149V148H14ZM62 149H64V148H62ZM196 149L197 150H199V151H201L202 152V155L201 156H196L195 155V151H196ZM220 151H219V150ZM238 149V148H237ZM246 149V148H245ZM59 150V149H58ZM71 150V149H70ZM70 150L68 151V152H70ZM233 150V149H232ZM243 150V149H242ZM66 151V150H65ZM225 151V152H224ZM236 151H238V150H236ZM60 152V151H59ZM62 152V151H61ZM64 152V151H63ZM93 151H91V149H89V148H87V149H85V153H92ZM196 152H198V151H196ZM224 152V153H223ZM233 152V151H232ZM234 152H235V150H234ZM243 152H246V151H243ZM67 153V152H66ZM164 153V154H163ZM34 154V153H33ZM49 154V153H48ZM57 154V153H56ZM58 154H61V153H58ZM79 154H81V153H79ZM55 155V154H54ZM54 155H53V157H54ZM214 155V156H213ZM50 156V155H49ZM52 156V155H51ZM50 156V157H51ZM56 156V155H55ZM75 156H77V155H75ZM141 156H145L146 158H139V157H141ZM213 156V157H212ZM231 156V155H230ZM237 156V155H236ZM59 157H60V155H59ZM229 157V156H228ZM233 157V156H232ZM235 157V156H234ZM255 157V156H254ZM34 158V157H33ZM32 158V159H33ZM39 158V157H38ZM56 158H57V156H56ZM72 158V157H71ZM71 158H69V159H71ZM79 158V157H78ZM81 158V157H80ZM236 159H237V157H235ZM41 159V158H40ZM51 159V158H50ZM54 160H56L55 159V157L53 158ZM220 159H218V162H219V160ZM229 159V158H228ZM227 159V160H228ZM232 159V158H231ZM45 160V159H44ZM214 159H212L211 161H213ZM235 160V159H234ZM33 161V160H32ZM47 161V160H46ZM46 161H44V164L46 165L47 163H45ZM51 161V160H50ZM75 161V162H74ZM210 161V163L208 164L209 165V167H210V165L212 166V164L211 163H213V166H215L216 164L214 163V162H211ZM214 161H216V160H214ZM226 161V160H225ZM48 162V161H47ZM58 162V161H57ZM217 162V163H218ZM222 162H224V161H222ZM3 163V162H2ZM62 163L63 164H65L63 161H62ZM200 163V164H199ZM6 165H8L7 163H5ZM44 164L42 165V166H44ZM49 164V163H48ZM47 164V165H48ZM58 164V163H57ZM215 164V165H214ZM3 165V164H2ZM5 165V166H6ZM35 165V164H34ZM55 165V164H54ZM186 165H187V163H186ZM39 166V165H38ZM37 166V167H38ZM42 166H39V167H42ZM58 166V165H57ZM8 167V166H7ZM35 167V166H34ZM48 166H46V168H47ZM61 167H62V164H61ZM207 165L204 167V173L206 172V174L204 175V173H203V177L204 178H200V180H208V179H210V175H209V173L207 172L209 169V168ZM43 169H45L44 171H43V174H45V173H47L48 171H46L47 169L45 168V167H42ZM51 168V167H50ZM152 168H155V169H152ZM187 168V167H186ZM185 168V169H186ZM201 168V169H202ZM212 168V167H211ZM3 169V168H2ZM42 169V170H43ZM58 169V168H57ZM40 170H41V168H40ZM51 170H52V168H51ZM50 170V176H48V177H50L51 178V172H53V170L51 171ZM27 171V170H26ZM73 171H77V173L75 174V177L72 175V173H74ZM178 171V170H177ZM180 171V170H179ZM187 171H188V169H187ZM196 171H197V168H196ZM41 172V171H40ZM45 172V173H44ZM189 173H191L190 175H193V177H190L191 179L192 178H194V179H196V177L197 176H195L194 177V175L197 173H195V171L194 170H189L188 171ZM193 172L195 173V174H193ZM199 173L201 172L200 171V169H199V171H198ZM29 173L31 174V172L29 171ZM34 173V171H32V174ZM4 174V173H3ZM19 174V173H18ZM30 174H29V176H30ZM31 174V175H32ZM2 175V174H1ZM36 175V174H35ZM48 175V174H47ZM46 175V176H47ZM53 175V174H52ZM61 175V176H60ZM73 176L74 177V179L72 180V179H70V176ZM173 175V174H172ZM178 176L176 177V180H179V176H180V174H177ZM201 175V174H200ZM199 175V176H200ZM41 176V175H40ZM40 176H38V179L40 178ZM43 176V175H42ZM46 176H43L42 178L44 179V180H46L47 179V177ZM69 177V178H67V177ZM199 176H198V178H199ZM25 177V176H24ZM31 177V176H30ZM35 178H37L36 176H35ZM42 178H40L41 180H42ZM46 178V179H45ZM54 178V177H53ZM72 178V177H71ZM180 178H183V177H180ZM34 179V178H33ZM57 179H59V178H57ZM139 179V180H138ZM142 179V180H141ZM29 180V179H28ZM47 180H50V179H47ZM62 180V179H61ZM136 180H138V181H136ZM12 181V180H11ZM37 181V180H36ZM52 181V180H51ZM39 182V181H38ZM46 182V181H45ZM134 182V183H135ZM142 182V183H141ZM40 183H41V181H40ZM5 184V183H4ZM153 184V183H152ZM21 185V184H20ZM19 185V186H20ZM41 185V184H40ZM131 185V186H132ZM146 185V184H145ZM17 186V185H16ZM135 186L137 187L136 189H138V191L140 192V189L138 188V187H140L139 185H137V184H134L133 185V187H132V189H133V191H134V189H135ZM142 186H143V184H142ZM156 186V185H155ZM154 186V187H155ZM3 187V186H2ZM1 187V188H2ZM28 187V186H27ZM27 187H25V188H27ZM123 188L122 189V191L119 189V188ZM125 187H126V189H125ZM144 187V186H143ZM142 187V188H143ZM146 188H147V186H146ZM24 188H22V190H23ZM28 189H29V187L27 188V189H25L24 191H26V192H24V193H26L25 195H27V191H28ZM128 189H130V188H128ZM135 189V191H134V193L137 191ZM149 189H150V186H149ZM159 189V188H158ZM1 190V189H0ZM22 190H21V192H22ZM156 189H154V191H155ZM20 191V190H19ZM132 191V192H133ZM151 192H152V190H150ZM153 191V192H154ZM149 192V191H148ZM155 192H157V191H155ZM2 193V194H3ZM15 194V193H14ZM137 194H138V192H137ZM136 194V195H137ZM147 194V193H146ZM145 194V195H146ZM149 194H150V192H149ZM11 195V194H10ZM22 195V194H21ZM43 195H45V194H43ZM195 195V194H194ZM191 195L190 193H189V197H184V198H187V202L188 203H193L192 205L190 204V207H189V209L191 208V209H195V208H197V209H199L198 207L199 206H201L202 207V203H200V201H198V197L195 195ZM39 196V197H38ZM119 196V195H118ZM188 196V195H187ZM5 197V196H4ZM3 197V198H4ZM83 197V199H82V202H80L81 200V198ZM87 197V198H86ZM131 197V196H130ZM145 197V196H144ZM143 197V198H144ZM259 197V196H258ZM257 197V198H258ZM80 198V199H79ZM86 198V201L84 202V204H82L83 203V200ZM137 199H138V197H136ZM261 198H263V196H261ZM1 199V198H0ZM31 199H32V197H31ZM130 199H132V198H130ZM136 199V200H137ZM80 200V201H79ZM133 200V199H132ZM200 200V199H199ZM261 200V199H260ZM4 201V200H3ZM67 201H69V202H67ZM138 201V200H137ZM258 201H259V199H258ZM1 202H2V200H1ZM0 202V203H1ZM6 202V203H7ZM184 202V204H187L185 201H183ZM62 203V202H61ZM200 203V204H199ZM255 203H256V201H255ZM263 203V202H262ZM5 204V203H4ZM65 204V203H64ZM82 204V205H81ZM120 204V203H119ZM176 204V203H175ZM244 204V203H243ZM242 204V205H243ZM254 204V203H253ZM1 205H3V202H2V204ZM59 205H61V204H59ZM98 205V206H97ZM196 206V207H194V206ZM245 205V204H244ZM263 206H264V204H262ZM63 206V205H62ZM122 206V205H121ZM120 206V207H121ZM189 206V204H187L186 205V207H188ZM194 208H193V207ZM239 206H241V205H239ZM252 206V205H251ZM0 207H2V206H0ZM65 207V206H64ZM64 207H62V209H64ZM160 207V206H159ZM175 207H176V205H175ZM232 207V206H231ZM242 207V206H241ZM241 207H239V208H241ZM255 207H256V205H255ZM257 207H258V203H257ZM259 207H260V205H259ZM262 207V206H261ZM260 207V208H261ZM60 208H61V206H60ZM73 208V207H72ZM99 208V207H98ZM104 208L106 209V207L104 206ZM183 209H184V207H182ZM204 208V207H203ZM245 209H246V207H244ZM252 208H254L253 206H252ZM32 209H31V211H32ZM202 209V208H201ZM226 209V208H225ZM256 209H259V208H256ZM256 209H254V210H256ZM6 210V209H5ZM14 210V211H13ZM106 210H108V208L106 209ZM112 210V209H111ZM175 210V211H174ZM186 210V209H185ZM188 210V209H187ZM203 210V209H202ZM229 209L227 208V211H228ZM232 210V208L230 209V212L232 213L233 212V210ZM260 211H261V214H262V209H259ZM57 211V210H56ZM64 211V210H63ZM94 211H95V209H94ZM102 211V210H101ZM105 211V210H104ZM116 211H118V210H116ZM158 211H160V208H159V210ZM157 211V212H158ZM183 211V210H182ZM189 211V210H188ZM201 211V210H200ZM263 211H264V207H263ZM58 212V211H57ZM61 212V211H60ZM68 212V211H67ZM103 212V211H102ZM189 212H193V211H189ZM195 212V211H194ZM193 212V213H194ZM224 212H226V211H224ZM8 213H12V215L11 214H8ZM63 213H65L66 214V212H63ZM98 213V212H97ZM106 213V212H105ZM118 213H121V212H119L118 211ZM184 213H186V214H184ZM201 213V212H200ZM230 213V214H231ZM249 213V212H248ZM259 213V212H258ZM57 214H59V213H57ZM157 214H159L160 216L162 215V217L164 216H167V217H163L164 218V220L166 219V220H170V219H172L173 220V222L174 223H172V224H169L168 226H164L166 223H164V225L163 224H157L156 223V225H153V226H148V228H153V230H154V228L155 229H163L164 228V230L166 231L167 230V228L168 229H170V230H174V232H176L177 233V231H179V229L182 231V229H183V231H184V228H186V227H184V226H186V223L187 222H192L191 220L189 221L188 220V218H194V217H196V216H194L193 215V217L188 213V212H181V210L179 211L177 208H175L174 209V207H173V205L172 206H166V207H164L163 208V210H162V212L160 211V213H157ZM156 214V215H157ZM188 214V215H187ZM195 214V213H194ZM199 214V213H198ZM202 214V213H201ZM224 214V213H223ZM225 214H227V213H225ZM225 214L223 215L224 216V218H228V214L226 215L227 217H225ZM250 214V213H249ZM251 214H253V212L251 213ZM97 217H96V216ZM109 216H110V214H108ZM156 215H155V218L157 219V217L159 216V215H157V217H156ZM182 215V216H181ZM200 215V214H199ZM103 216V215H102ZM201 216V215H200ZM261 216V215H260ZM59 217H60V214H59ZM79 217H82L81 219L79 218ZM127 217V219H128V216H126ZM161 217V219H160V217H158L159 219H158V221L157 222H159V221H162V218ZM229 217H230V215H229ZM55 219H56V217H54ZM64 218V219H63ZM68 218H67V221H68ZM79 218V219H78ZM107 218V217H106ZM123 218V217H122ZM232 218V217H231ZM252 218V217H251ZM256 218V217H255ZM260 218V217H259ZM258 217H257V219H259ZM264 218V217H263ZM85 219H84V222H85ZM124 219H125V217H124ZM124 219L122 220V221H124ZM127 219L125 220V221H127ZM153 219V218H152ZM199 219V218H198ZM198 219H197V221H198ZM234 219V218H233ZM246 219V218H245ZM250 219V218H249ZM50 220V219H49ZM49 220H47V221H49ZM62 220H65V222L67 223L66 225H64V223L65 222H63L62 223ZM78 220V221H77ZM80 220V221H79ZM100 220H105V218L104 219H100ZM107 220V219H106ZM119 220V219H118ZM262 220V219H261ZM261 220H255L256 222H261ZM46 221V222H47ZM75 221L77 222V223H75ZM99 221V220H98ZM121 223H122V221H121V218H120V220H119ZM197 221H195V219H193V222H197ZM235 220H233L232 222H234ZM244 221H246V220H244ZM251 220H249V222H250ZM29 222V221H28ZM53 222H55V221H53ZM56 223L57 225H59V223ZM89 222V223H88ZM90 221H87V223L86 224H84L83 226L84 227H86V225L87 224H89L90 226H91V224L93 223H91ZM96 222V221H95ZM100 222V221H99ZM99 222H98V225L100 226V227H102L100 224H99ZM128 222V221H127ZM127 222H125V223H127ZM156 222V221H155ZM167 222V221H166ZM181 222L183 223V224H181ZM192 222V223H193ZM263 222V221H262ZM91 223V224H90ZM104 223V222H103ZM108 223V222H107ZM115 224L117 223V221L116 222H114ZM120 223V224H121ZM161 223V222H160ZM189 223H187V224H189ZM240 223V222H239ZM243 223V222H242ZM255 223V222H254ZM29 223H27L26 222V224H24V225H26L25 227H28L29 225H28ZM48 224V223H47ZM51 224V223H50ZM49 224V226L51 227L52 225H50ZM52 224H54V223H52ZM56 224H54V226L52 227L53 229H56ZM68 224H70V225H68ZM75 224H77L76 226H75ZM123 224H124V222H123ZM122 224V226H125V225H123ZM153 224V223H152ZM196 224V223H195ZM203 224V223H202ZM201 224V225H202ZM245 224V223H244ZM253 223H251V225H252ZM262 224H264V223H261V224H259V225H262ZM15 225V226H14ZM22 225V224H21ZM28 225V226H27ZM69 227H68V226ZM95 225L97 226V223H95ZM119 225V223L117 224V225H115V227L116 226H118ZM194 226V223L193 224H191V226ZM200 225V224H199ZM243 224H241V226H242ZM256 225V224H255ZM64 226H66V228L64 227ZM96 226H94L93 228H94V230H95V228H97ZM114 226V225H113ZM120 226V225H119ZM132 226V225H131ZM182 226H183V228H182ZM240 226V225H239ZM238 226V227H239ZM245 226V227H244ZM244 226H242V227H244V228H246V225H244ZM22 227H23V225H22ZM48 227V228H47ZM128 227H129V225H128ZM127 227V228H128ZM189 227V226H188ZM200 227V226H199ZM224 227H225V225H224ZM228 227V226H227ZM69 228V232L67 233V229ZM78 228V229H77ZM92 227H90V229H91ZM92 228V229H93ZM108 228V227H107ZM117 228V227H116ZM116 228H114V229H116ZM191 228V227H190ZM221 228V227H220ZM230 228V227H229ZM240 228V227H239ZM249 228V227H248ZM257 228V227H256ZM260 228V227H259ZM258 228V229H259ZM11 229V228H10ZM12 229V230H13ZM25 229V228H24ZM23 228H22V230H24ZM86 229V228H85ZM87 229H89L88 228V225H87ZM224 229V228H223ZM225 229H226V227H225ZM232 229V228H231ZM236 229H238V228H236ZM240 229H243V228H240ZM262 228H260V232H262V230H261ZM8 230V229H7ZM15 230L17 231V229L15 228ZM71 230H73V231H71ZM77 230V231H76ZM79 230H81V229H79ZM94 230H92L93 232H94ZM104 230H108V229H105L104 228ZM150 230V229H149ZM205 230H207V228L205 229ZM205 230L203 231V232H205ZM218 230H221V229H218ZM230 230V229H229ZM257 230V229H256ZM14 231V230H13ZM25 231V230H24ZM86 230H84V232H85ZM111 231H112V229H111ZM110 231V232H111ZM180 231V232H181ZM183 231H182V233H183ZM217 231V230H216ZM222 231V230H221ZM220 231V233L222 234V232ZM224 231V230H223ZM226 231V230H225ZM224 231V232H225ZM246 231H247V229H246ZM15 232V231H14ZM81 232L83 233V231L81 230ZM92 232V234H95V233H93ZM95 232H96V230H95ZM98 232V231H97ZM106 232H108V231H106ZM105 232V233H106ZM185 232V231H184ZM223 232V233H224ZM241 232V231H240ZM1 234H3L2 232H0ZM13 233V232H12ZM30 233V232H29ZM80 233V232H79ZM87 233V232H86ZM216 233V232H215ZM220 233L218 234V235H220ZM228 233V232H227ZM243 233V232H242ZM251 233H253V232H251ZM254 233H256V231L254 232ZM1 234H0V238H1ZM5 234V233H4ZM73 234V235H74ZM77 235H78V233H76ZM81 234V233H80ZM89 234H90V231H89ZM91 234V235H92ZM179 234V233H178ZM181 234V233H180ZM194 234H195V232H194ZM197 234V233H196ZM237 234H241V233H237ZM237 234H234V232H233V235H232V233L230 234L229 233V237H232L231 239H235L234 238V236H236ZM245 235H246V233H244ZM243 234V235H244ZM261 234V233H260ZM16 235V234H15ZM57 235V236H56ZM73 235H71L72 237H73ZM76 235V236H77ZM227 235V234H226ZM225 235V236H226ZM262 235V234H261ZM260 235V236H261ZM6 237H7V235H5ZM12 237L14 236V233H13V235H11ZM29 236V235H28ZM83 236V235H82ZM87 236V235H86ZM172 236V235H171ZM170 236V237H171ZM176 236H179V235H176ZM180 236H182V234L180 235ZM221 236V235H220ZM238 236V235H237ZM254 236H255V234H254ZM11 237V238H12ZM92 237H94V236H92ZM97 237V236H96ZM184 237H186V235H184ZM193 236H191V238H192ZM227 237V236H226ZM246 237H248V236H246ZM15 237H13L12 239H10V241L14 244H12V243H9L8 245H9V248L11 247V248H13V246H15L18 242H17V240H15L14 239ZM18 238V237H17ZM80 238V237H79ZM82 238V237H81ZM83 238H86V237H84L83 236ZM90 238V237H89ZM88 238V239H89ZM177 238H179V237H177ZM188 238V237H187ZM198 239H199V237H197ZM210 238V237H209ZM228 238V237H227ZM238 238H239V236H238ZM242 238H244V237H242ZM7 239V238H6ZM14 239V240H13ZM20 239V238H19ZM68 239V238H67ZM175 239V238H174ZM180 239V238H179ZM186 239V238H185ZM207 239V238H206ZM217 239H218V237H217ZM217 239H215V240H217ZM245 239V238H244ZM20 240H23V239H20ZM26 240V239H25ZM60 240H62V239H60ZM59 240V241H60ZM176 240V239H175ZM183 240V239H182ZM182 240L181 241H179V242H181V244H182ZM188 240H189V238H188ZM208 240H210V239H207L206 241H205V243L208 241ZM224 240H226L225 239V237H224ZM236 240H238V242L237 243H239V239H237L236 238ZM236 240H234V241H236ZM258 240V239H257ZM52 241H54V240H52ZM50 242V244L52 243L53 244V242ZM57 240H55V244L57 243L56 242ZM64 241V240H63ZM67 241V240H66ZM108 241V240H107ZM177 241V240H176ZM193 241V240H192ZM227 241H228V239H227ZM226 241V242H227ZM244 241V240H243ZM252 241H253V239H252ZM255 241V240H254ZM24 242V241H23ZM28 242V241H27ZM69 242H70V240H69ZM83 242V241H82ZM92 242V241H91ZM112 242V241H111ZM183 242H184V240H183ZM200 242H203L204 243V241H200ZM210 242H213V240H211ZM215 242V241H214ZM222 242V241H221ZM220 242V243H221ZM233 242V241H232ZM260 242V241H259ZM8 243V242H7ZM6 243V244H7ZM19 243H21V241L19 242ZM43 243H47V242H43ZM66 243V242H65ZM99 243V242H98ZM110 243V242H109ZM185 243V242H184ZM189 243V242H188ZM208 243L209 242H207V245L206 246H208ZM219 243V244H220ZM235 243V245H236V242H234ZM234 243H232V244H234ZM241 243V242H240ZM237 244V248L238 247H240V246H238V245H241V244ZM244 243V242H243ZM245 243H247L246 241H245ZM252 244H253V242H251ZM257 243V242H256ZM3 244H4V242H3ZM49 243H47L46 245H48ZM61 244V243H60ZM68 244V243H67ZM179 244V243H178ZM192 244V243H191ZM190 244V245H191ZM197 244V243H196ZM199 244V243H198ZM197 244V245H198ZM211 244V243H210ZM217 244H218V241H217ZM259 244V243H258ZM10 245H12V246H10ZM66 245V244H65ZM94 245V244H93ZM203 245V244H202ZM214 244H212L210 247L212 248V250H213V248H214V246H216V245H214ZM245 245V244H244ZM260 245H262V243L260 242ZM0 246H2V244L0 243ZM5 246V244L3 245V247ZM21 246H22V243H21ZM21 246H20V248H21ZM51 246L52 245H50V248H51ZM62 246V245H61ZM60 246V247H61ZM64 246V245H63ZM88 246V245H87ZM103 246V245H102ZM106 246H108V245H106ZM185 246V245H184ZM193 246V245H192ZM205 246V245H204ZM246 246V245H245ZM264 246V245H263ZM5 247H7L8 248V246H5ZM4 247V248H5ZM22 247H24V246H22ZM82 247V246H81ZM85 247V246H84ZM190 247V246H189ZM200 247V246H199ZM209 247V246H208ZM219 247V246H218ZM241 247H244V246H241ZM247 247H249V246H247ZM251 247V246H250ZM1 248V247H0ZM50 248H47V249H50ZM56 248V247H55ZM55 248H53V250L55 249ZM80 248V247H79ZM98 248H99V246H98ZM97 248V249H98ZM102 248H104V247H102ZM190 248H192V247H190ZM194 248V247H193ZM197 248V247H196ZM204 248V247H203ZM210 248V249H211ZM220 248V247H219ZM96 249V250H97ZM100 249V248H99ZM195 249V248H194ZM209 248H208V252H211V250H210ZM221 249V248H220ZM239 249V248H238ZM263 249V248H262ZM262 249H261V251H262ZM20 250V249H19ZM52 250V251H53ZM83 250V249H82ZM93 250V249H92ZM215 250V249H214ZM213 250V251H214ZM240 250V249H239ZM238 250V251H239ZM249 250V249H248ZM3 251H4V249H3ZM5 251H7V250H5ZM8 251H9V249H8ZM201 251H203L202 250V248H201ZM212 251V252H213ZM217 251V250H216ZM233 251H234V249H233ZM260 251V250H259ZM1 252H2V250H1ZM47 252H49V251H47ZM46 252V253H47ZM80 252H81V250H80ZM80 252H78V256L81 254ZM205 253L207 252V247H206V250L204 251ZM203 252V253H204ZM220 252V251H219ZM229 252V251H228ZM264 252V251H263ZM10 253V252H9ZM45 253V252H44ZM50 253V252H49ZM91 253H92V251H91ZM91 253H90V255H91ZM95 253V252H94ZM236 253V252H235ZM3 253H0V256L2 255ZM6 253H4V258L6 257V255H5ZM195 254V253H194ZM200 254V253H199ZM215 254H217V253H215ZM214 254V255H215ZM229 254H230V252H229ZM259 254V253H258ZM261 254V253H260ZM47 255V254H46ZM88 255V254H87ZM196 255V254H195ZM237 255V254H236ZM3 256V255H2ZM1 256V257H2ZM7 256H9V254L7 255ZM81 257L83 256V255H80ZM92 256H93V253H92ZM92 256H90L91 258H92ZM94 256H96V255H94ZM216 256V255H215ZM225 256H228V254L227 255H225ZM231 256V255H230ZM242 256V255H241ZM246 256V255H245ZM224 257V256H223ZM233 257H236V256H233ZM238 257V256H237ZM260 257V256H259ZM3 258V259H4ZM18 258V257H17ZM85 258V257H84ZM86 258H88V257H86ZM97 258H98V254H97ZM226 258V257H225ZM230 258H232V257H230ZM6 259H7V257H6ZM16 259V258H15ZM19 259V258H18ZM80 259V258H79ZM94 259V258H93ZM233 259V258H232ZM0 260H2V259H0ZM82 260V259H81ZM81 260H80V262H81ZM96 260H98V259H96ZM91 261V260H90ZM87 262V261H86ZM94 262V261H93ZM72 263H73V261H72ZM73 264H75V263H73Z\"/></svg>", "mask_w": 264, "mask_h": 264}]
</instances>
